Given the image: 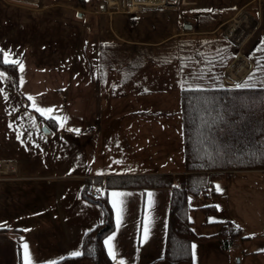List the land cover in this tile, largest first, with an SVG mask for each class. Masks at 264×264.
Listing matches in <instances>:
<instances>
[{
  "label": "crops",
  "instance_id": "0c3cea01",
  "mask_svg": "<svg viewBox=\"0 0 264 264\" xmlns=\"http://www.w3.org/2000/svg\"><path fill=\"white\" fill-rule=\"evenodd\" d=\"M102 1L45 0L40 7L26 0H0V52L18 70L16 82L0 70V264L53 263L81 253L85 232L104 221L102 201L113 222L102 243L114 264H150L161 258L171 190L111 186L106 179L180 173L182 163L130 171L116 169L117 162L110 165V159L141 151L146 155V150L155 154L158 125L180 137L181 124L182 136L180 90L229 84L219 68L232 55L231 44L213 31L220 20L200 30L201 24L241 7L258 12L254 0H177V7L132 10L126 0H114L100 19L89 8ZM93 20L104 31L89 37ZM250 65L238 54L226 71L238 80ZM159 97L163 102H157ZM142 111L148 114L141 116ZM129 147L134 150L124 152ZM247 170L264 172L243 169L231 175ZM91 186L99 187V199L85 194ZM244 235L223 247L249 238ZM109 237L112 256L104 243ZM215 239L194 240L192 254V245L215 244ZM243 251L237 248L232 254Z\"/></svg>",
  "mask_w": 264,
  "mask_h": 264
},
{
  "label": "trees",
  "instance_id": "16d2710c",
  "mask_svg": "<svg viewBox=\"0 0 264 264\" xmlns=\"http://www.w3.org/2000/svg\"><path fill=\"white\" fill-rule=\"evenodd\" d=\"M262 41L256 44L255 50L264 49ZM151 54L145 53L148 57H152ZM228 59L229 56L222 59L220 73ZM263 59V55L253 57L252 68L237 83L246 84V87L221 83L180 90L183 172L177 175H119L106 179V184L111 186L168 187L171 190L164 254L150 264H197L191 251L194 240L216 238L222 246H227L236 238L247 237L232 221H218L217 230L197 233L189 218L194 203H188V196L202 200L214 192L213 184L218 176H230L234 170H264V81L257 82L264 80ZM0 70L17 81L16 64L5 62L1 52ZM197 204L204 211L216 210L214 204ZM101 206L104 221L85 232L80 255L39 264H114L102 243L103 237L113 228L110 208L103 201ZM208 222L206 219L204 224Z\"/></svg>",
  "mask_w": 264,
  "mask_h": 264
},
{
  "label": "rangeland",
  "instance_id": "374dc122",
  "mask_svg": "<svg viewBox=\"0 0 264 264\" xmlns=\"http://www.w3.org/2000/svg\"><path fill=\"white\" fill-rule=\"evenodd\" d=\"M26 1L31 4L36 3L40 7L42 1L43 3L45 2V0ZM86 2L92 5L93 0H86ZM254 2L258 10L257 13L246 10L245 7H241L240 10H237V8L236 11L231 14L221 13V19H218L217 17H215L214 20L212 17L208 18L206 24L202 23L200 27L201 30L205 28V26L208 27L213 24L212 22L215 21L218 23L220 20L218 23L220 26L218 25V27L215 25L217 27L213 31L215 33L219 31L218 34L230 42L233 52L231 56L229 54L226 55L229 56V59L227 64L222 67V71H224V75L229 82L228 85L237 84L245 75L244 74L240 79L236 80L230 75L229 71H226L238 54H241L251 63L250 69L253 65V57L264 56V49L262 51L255 50L258 42L263 40L262 42L264 45V0H254ZM93 6L94 7L91 6L89 9L97 11L95 16L100 17V19L106 12L109 13V10L112 9L108 8L102 11L98 8L99 4L97 7L95 4H93ZM89 15L91 14L88 13L87 17ZM77 18L78 17L72 16V19L76 21L78 20ZM93 23L94 25L88 23L89 32L87 35L89 37H92L93 35L97 36L100 32L104 31L99 25H96L94 20ZM105 27H107V25H105ZM185 32L187 31L183 30L181 33ZM237 37L239 38V41H237ZM262 66L264 72V59L262 60ZM227 75H229L231 79L228 78ZM263 81V78L257 80L259 83H262ZM113 87L114 86H112V88ZM108 91L109 89L105 88V92ZM163 100V97H159L157 102L160 103L163 102ZM103 102L106 103L105 100H103ZM151 112L152 115L157 114L154 110ZM147 114V112L142 111L141 116H146ZM179 129L181 139L178 136V133L171 131L169 126L167 133V128L165 126L158 125L157 143H152L156 144L155 154L152 151L148 152L147 150L146 155L141 151L139 152L140 154L134 155L130 158H122L120 154V158L110 159V165L117 162V164L113 166L117 167L116 169L118 170L143 171L146 169H160L164 167L178 168L181 162L184 170L182 150L178 148L180 144L176 143V136L179 138L178 141H182L181 124ZM171 138L172 141H170ZM126 144L128 143H123V146L126 147ZM169 146H171L172 149L171 157H168L169 154L167 153V150L168 152L170 150ZM129 150L134 149L133 147H129L126 148L124 152H130ZM170 158L172 159V162L170 161ZM174 175H177V173H174ZM230 176H218L213 184L214 192L202 200L195 203V198H193L192 202L194 204L190 208L189 217L193 222L194 230L199 233H208L217 230L219 222L230 221L232 218V220L240 224L239 226L243 229L242 232L247 234L249 238L234 242L230 247L225 248L217 242L216 239L214 240L215 244H212V242H197L200 244H195L196 247L192 254L193 260L197 264H264V172L247 170L246 172H234ZM217 186H219V189H217ZM199 202L203 205L214 204L216 210L204 211L198 207L197 203ZM206 219L210 222L203 224L202 222ZM237 248L244 250L241 252L242 254H232L234 249ZM239 255H242L241 261L238 259Z\"/></svg>",
  "mask_w": 264,
  "mask_h": 264
},
{
  "label": "built area",
  "instance_id": "2783aa9c",
  "mask_svg": "<svg viewBox=\"0 0 264 264\" xmlns=\"http://www.w3.org/2000/svg\"><path fill=\"white\" fill-rule=\"evenodd\" d=\"M111 1H114V0H105L104 3L100 4V9L102 11L106 10ZM146 1L155 3V5L159 7H166V6L173 7V5H175L174 3L175 1L173 0H126L128 7H130L131 4L144 3ZM87 194L92 198H98L99 196V193L97 192L95 187L88 189Z\"/></svg>",
  "mask_w": 264,
  "mask_h": 264
},
{
  "label": "snow or ice",
  "instance_id": "6c2138e0",
  "mask_svg": "<svg viewBox=\"0 0 264 264\" xmlns=\"http://www.w3.org/2000/svg\"><path fill=\"white\" fill-rule=\"evenodd\" d=\"M5 62H7V61H5ZM247 85L246 84H244V85H242V84H237L236 85V87L237 88H241V87H246ZM38 111H40L39 109H38ZM48 111H51V110H48ZM217 189H219V186H217ZM118 195H121V194H119V193H113V196H118ZM149 195H151V194H149ZM113 207H116V204H115V202L113 203ZM112 239H113V237H109L107 240H105V245L108 247V250H109V255L110 256H112L113 255V253H112V249H111V241H112ZM25 247H27V246H25ZM195 245H192V248H193V250L195 249ZM73 255H80V253H73Z\"/></svg>",
  "mask_w": 264,
  "mask_h": 264
},
{
  "label": "bare ground",
  "instance_id": "6f19581e",
  "mask_svg": "<svg viewBox=\"0 0 264 264\" xmlns=\"http://www.w3.org/2000/svg\"><path fill=\"white\" fill-rule=\"evenodd\" d=\"M113 2L114 1H111L110 2V4H113ZM115 3V2H114ZM142 5H155V3H151V2H149V1H146V2H144V3H138V4H131L130 5V8H138V7H140V6H142ZM132 10V9H131ZM239 20V19H238ZM237 22V21H236Z\"/></svg>",
  "mask_w": 264,
  "mask_h": 264
},
{
  "label": "water",
  "instance_id": "95a60500",
  "mask_svg": "<svg viewBox=\"0 0 264 264\" xmlns=\"http://www.w3.org/2000/svg\"><path fill=\"white\" fill-rule=\"evenodd\" d=\"M77 15L79 16L80 13L78 12ZM184 27H185V28H191L192 25H191L190 23H188V25H186V23H185V24H184ZM42 130H43L44 132H46V133L49 131V129H48L45 125L42 126Z\"/></svg>",
  "mask_w": 264,
  "mask_h": 264
}]
</instances>
